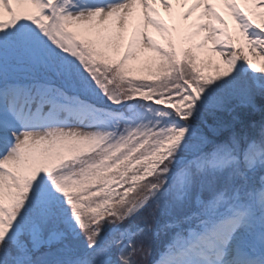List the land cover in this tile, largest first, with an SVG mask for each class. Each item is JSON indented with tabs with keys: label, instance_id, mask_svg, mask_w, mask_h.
<instances>
[{
	"label": "snow or ice",
	"instance_id": "snow-or-ice-1",
	"mask_svg": "<svg viewBox=\"0 0 264 264\" xmlns=\"http://www.w3.org/2000/svg\"><path fill=\"white\" fill-rule=\"evenodd\" d=\"M0 264H264V0H0Z\"/></svg>",
	"mask_w": 264,
	"mask_h": 264
},
{
	"label": "rangeland",
	"instance_id": "rangeland-1",
	"mask_svg": "<svg viewBox=\"0 0 264 264\" xmlns=\"http://www.w3.org/2000/svg\"><path fill=\"white\" fill-rule=\"evenodd\" d=\"M241 6V8L242 9H245L246 8V6L245 5H243V4H241L240 5ZM217 11L220 13V15L222 16V17H224V19L226 20V22H227V24H228V29L230 30V31H234V28H233V25H232V21H231V16H230V13L227 11V9L226 8H224L222 5H217ZM160 12H161V15L164 17V19L165 20H168V18H169V14H167V13H165L164 11H163V9H160ZM196 15H198V13H196V14H194V16H193V20L195 19V17H196ZM256 22H261L260 20H257ZM219 26V25H218ZM203 35V33H201V36ZM130 36H131V30L129 31V38H130ZM197 39H199V37L197 38ZM158 40H159V42L160 43H163V40H160L159 38H158ZM209 47H210V45H209ZM245 54H247V53H245ZM213 59H216L215 57H212ZM138 66V68H143V66L142 65H137ZM136 75H138V74H136Z\"/></svg>",
	"mask_w": 264,
	"mask_h": 264
},
{
	"label": "trees",
	"instance_id": "trees-1",
	"mask_svg": "<svg viewBox=\"0 0 264 264\" xmlns=\"http://www.w3.org/2000/svg\"><path fill=\"white\" fill-rule=\"evenodd\" d=\"M134 75H136V74H138V75H144V76H147L148 75V73H147V71L146 70H144L143 68H138V66H137V71L135 72V73H133Z\"/></svg>",
	"mask_w": 264,
	"mask_h": 264
}]
</instances>
